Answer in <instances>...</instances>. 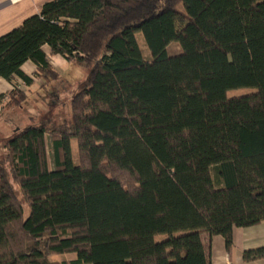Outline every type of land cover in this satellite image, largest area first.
I'll return each mask as SVG.
<instances>
[{"label":"trees","instance_id":"obj_1","mask_svg":"<svg viewBox=\"0 0 264 264\" xmlns=\"http://www.w3.org/2000/svg\"><path fill=\"white\" fill-rule=\"evenodd\" d=\"M136 33L148 59L130 54ZM45 45L89 75L68 118L2 145L0 264H210L203 233L229 248L264 221V0L44 1L0 35V104L26 100V61L59 78Z\"/></svg>","mask_w":264,"mask_h":264},{"label":"rangeland","instance_id":"obj_2","mask_svg":"<svg viewBox=\"0 0 264 264\" xmlns=\"http://www.w3.org/2000/svg\"><path fill=\"white\" fill-rule=\"evenodd\" d=\"M5 0H0V3ZM39 0H20L16 7L0 10V35L11 30L21 14L23 19L26 18L29 8ZM47 1V0H46ZM28 17V16H27ZM185 24L180 18H175V28L179 31ZM130 54L141 59L150 57L149 50L144 42L143 35L136 33L131 38L129 48ZM181 52V47L177 42H172L167 47L168 55H176ZM89 75V69L76 62H66L60 66L59 78L50 81L44 85L37 81L30 86L27 91L26 100L21 107H7L5 102L0 104V154L2 153V145L16 129L23 128L33 123L59 124L68 118L70 113V100L72 96L84 86ZM5 82V81H3ZM22 85V84H21ZM24 85V84H23ZM22 85V86H23ZM251 88H238L227 91L228 97L238 96L253 92ZM5 105V106H4ZM32 118V120H31ZM73 159L77 162L76 142L72 141ZM48 159L50 168H54V158L51 148L48 147ZM27 214V210L25 212ZM164 235H159L158 239H162ZM75 258L74 253L60 254L55 256L59 261H68Z\"/></svg>","mask_w":264,"mask_h":264},{"label":"crops","instance_id":"obj_3","mask_svg":"<svg viewBox=\"0 0 264 264\" xmlns=\"http://www.w3.org/2000/svg\"><path fill=\"white\" fill-rule=\"evenodd\" d=\"M18 1L20 0H5L0 3V10H6V9H10L11 7H16L19 4ZM44 1L46 0H39L33 5L34 7L29 8L27 16L36 13L39 9L40 4L43 3ZM18 17L20 19L19 21H17L14 27L19 25L24 18L21 16V14ZM43 50L47 53L48 59L52 67L59 74L60 66H62L67 61L60 56L50 55L49 47L46 45L43 46ZM21 70L25 74H27L28 76L34 79L32 85L35 84L36 81L41 85L48 83L44 78L36 79L34 77L35 64L31 61H26L21 66ZM14 79L16 82H18V88L21 91L26 92L27 94L28 90L24 91L25 90L24 88L29 89L30 86L32 85L27 87L23 85V83L17 77H15ZM19 86H21V88ZM11 89L12 86L10 85V83L0 78V94L6 93ZM45 142H46V147L47 144L50 147L51 139L49 135L45 136ZM47 154H48V148H47ZM201 240L204 246L205 254L210 264H264V253L261 256H257L249 260H244L243 258V252L246 250H252L257 248L264 249V221H261L258 224L248 227H233L232 244L229 248L226 247L224 238L220 235H209L207 233H203L201 235ZM74 259L75 258H72L70 260H74Z\"/></svg>","mask_w":264,"mask_h":264},{"label":"built area","instance_id":"obj_4","mask_svg":"<svg viewBox=\"0 0 264 264\" xmlns=\"http://www.w3.org/2000/svg\"><path fill=\"white\" fill-rule=\"evenodd\" d=\"M21 88V86H19Z\"/></svg>","mask_w":264,"mask_h":264}]
</instances>
